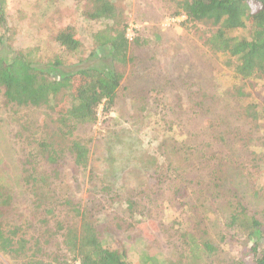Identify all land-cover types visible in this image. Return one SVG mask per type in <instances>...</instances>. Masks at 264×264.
I'll use <instances>...</instances> for the list:
<instances>
[{"label":"rangeland","instance_id":"rangeland-1","mask_svg":"<svg viewBox=\"0 0 264 264\" xmlns=\"http://www.w3.org/2000/svg\"><path fill=\"white\" fill-rule=\"evenodd\" d=\"M111 1L114 17L93 21L87 14L94 0H5L7 23L0 33L9 51H26L43 64L62 54L58 31L76 32L84 46L68 61L72 66L83 59L88 67L94 63L86 60L93 34L122 19L128 23L132 60L119 66L124 79L115 104L108 113L100 107L97 123L77 129L89 146L90 165L82 170L64 160L49 187L52 207L64 219L71 216L56 203L60 199L88 208L103 244L126 253L132 264H151L149 258L254 264V242L227 219L242 203L261 222L258 252L264 251V78L237 79L225 66L227 57L200 40L210 24L183 25L186 17L172 16L178 0ZM250 33V27L229 32L236 38ZM50 115L6 105L0 94V177L28 223L20 233L26 248L0 251V264H59L66 258L61 237L49 230L53 215L40 216L24 182L23 162L35 140L59 127ZM128 200L135 204L131 229L117 213L118 203ZM187 232L196 235L199 252L192 253ZM207 244L215 251L209 253Z\"/></svg>","mask_w":264,"mask_h":264},{"label":"trees","instance_id":"trees-1","mask_svg":"<svg viewBox=\"0 0 264 264\" xmlns=\"http://www.w3.org/2000/svg\"><path fill=\"white\" fill-rule=\"evenodd\" d=\"M4 5L5 0H0L2 26L7 23ZM114 14L111 0H94L93 10L87 17L93 21L109 20ZM172 16L186 17L183 25L210 24L212 28L202 33L200 40L208 51L227 57L225 66L237 79L264 78V0H178ZM247 27L251 29L249 38H236L229 34ZM127 29L128 23L122 19L119 24L95 32L92 36L93 50L86 59L88 63L91 60L94 63L88 67L82 65L83 59L70 66L69 58L77 55L84 46L70 27L55 35L62 54L44 64L26 51H9L5 34L0 33V94L4 103L17 108L47 109L50 116L56 117V125L59 126L56 132H45L44 136L36 139L35 150L30 151L23 162L30 203L37 212H41L40 216L53 215V229L49 230H54L62 239L66 258L59 264H132L126 253L103 244L88 208L70 198L60 199L56 203L66 208L68 217L71 216L64 219L52 207L54 202L48 194L66 158L82 170H87L90 165L89 146L78 136L77 129L97 123L100 107L103 106L104 112L108 113L115 104L124 79L119 66L125 67L132 60ZM235 92L241 94V88H236ZM194 106H201V103L195 102ZM235 196L233 198L237 200ZM14 200L12 191L2 184L0 177V251L20 254L27 244L20 233L28 223L25 216L23 218L18 213ZM134 209L135 204L130 200L118 203L117 213L123 214L119 221L126 224V228L134 227L130 223ZM227 220L229 227L246 232L254 242V264H264V251L258 252L263 240L261 222L249 216L242 203H237L236 211ZM40 222L46 226L49 224L45 218ZM195 236L189 232L184 234L192 253L200 251ZM207 245V251H215L213 246ZM148 260L151 264H184L180 261L160 262L154 258Z\"/></svg>","mask_w":264,"mask_h":264}]
</instances>
